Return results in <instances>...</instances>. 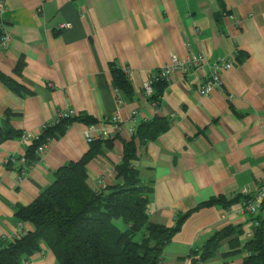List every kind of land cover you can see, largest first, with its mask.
Returning <instances> with one entry per match:
<instances>
[{"label":"crops","instance_id":"obj_1","mask_svg":"<svg viewBox=\"0 0 264 264\" xmlns=\"http://www.w3.org/2000/svg\"><path fill=\"white\" fill-rule=\"evenodd\" d=\"M11 40L0 48V239L19 232L18 205L31 203L62 165L89 149L87 131L113 135L87 164V182L96 188L116 182L115 166L132 135L114 134L112 118L125 128L163 118L168 128L156 139L137 143L135 167L151 187L147 214L154 224L173 226L178 213L223 195L233 198L245 186L264 182V0H0ZM61 24L68 27L61 28ZM173 55L209 66L236 57L221 73L222 86L199 93L204 76L195 68L174 71L163 85L158 107L142 84ZM238 57V58H237ZM130 77L131 93L113 85L111 66ZM12 87H11V86ZM161 89V90H160ZM62 111L73 120L53 138L43 159L20 172L7 159L25 155L42 127ZM96 120L92 126L80 118ZM216 204L193 212L165 247L161 264H195L193 251L215 231L241 225ZM248 217H244L247 219ZM22 229L31 231L28 222ZM240 242L245 238L238 236ZM200 264H241L243 254L227 253L228 239ZM28 264H55L45 245Z\"/></svg>","mask_w":264,"mask_h":264},{"label":"trees","instance_id":"obj_2","mask_svg":"<svg viewBox=\"0 0 264 264\" xmlns=\"http://www.w3.org/2000/svg\"><path fill=\"white\" fill-rule=\"evenodd\" d=\"M111 71L115 89L131 93L128 72L115 64ZM160 84L165 81L156 86ZM159 96L160 92L154 89L150 100ZM73 120L72 115L59 117L57 122L43 126L27 147L26 162L19 171L39 162L38 147L64 134ZM80 120L86 125L96 123L90 117ZM168 126L166 119L158 117L141 122L131 139L123 143L122 158L115 166L116 182L97 190L87 182V164L103 148L111 149L114 139L89 142L86 153L59 167L51 184L31 203L15 208L16 219L28 222L33 229L15 239H0V264H24L41 250L42 244L55 255V264H161L165 247L193 212L216 204L228 208L242 200L241 194L229 199L219 195L178 213L171 227L150 222L147 206L151 187L143 183L132 162L137 159V143L156 139ZM5 133L0 131V138L12 135L11 130ZM23 136V132L19 133V137ZM7 165L12 166L10 162ZM242 230L241 225H229L213 232L193 251V262L200 264L214 257L221 243L228 239L229 250L223 255L243 254L241 264H264V220L243 243L238 239Z\"/></svg>","mask_w":264,"mask_h":264},{"label":"built area","instance_id":"obj_3","mask_svg":"<svg viewBox=\"0 0 264 264\" xmlns=\"http://www.w3.org/2000/svg\"><path fill=\"white\" fill-rule=\"evenodd\" d=\"M4 3L3 1H0V48L1 49H7L11 36L10 34L5 30L4 22H3V14H4ZM68 24H61V28L68 27ZM236 57H228V58H220L214 61L209 66V72L206 74L203 69V63L197 59H193L188 63L182 61L177 56L173 55L171 63L168 65H164L160 69L157 70V72L153 75H151L147 80H145L142 84V92L143 94L148 97L149 99L154 94V87L158 82L161 81H168L170 78V75L174 71H181L185 72L189 68H195L198 72H200L204 78H203V84L200 87L199 93L202 95H207L211 93L215 89H219L222 86L221 81V73L224 70L232 68L236 64ZM151 104L154 107H158L160 104L159 98L156 100H151ZM71 113L68 111H62L59 112L54 119L47 123H54L57 122V119L59 117H68ZM112 121L114 123V134L119 135L123 131H127L129 134L133 135L136 131V128L130 127L125 128L123 124L120 121V118L118 115H114L112 118ZM46 123V124H47ZM45 124V125H46ZM44 125V126H45ZM92 126V125H90ZM39 135V134H38ZM36 136H31L29 134H25L22 138L24 140H32L34 138H37ZM113 135H110L104 130H99L96 134L93 133V131H87L86 138L88 142H91L93 140H108L113 139ZM48 143L42 144L38 147L37 153L40 156V161L45 156V153L47 151ZM11 163L12 165H23L25 164L26 160L25 157L22 156L20 158H14L11 157L7 159V163ZM133 166L135 167V162H132ZM24 173V171H22ZM106 187V180L105 177L101 178L98 182L97 187L95 188L100 189ZM240 194L243 196L242 200L238 201L237 203L231 205L228 208H225L223 210V215L225 217H231L236 219H243V230H242V236L245 239H249L253 236L254 230L256 227L260 226L261 221L264 220V182L259 184V186H245L241 189ZM248 217L247 219H244V217ZM19 227L21 230L14 234L13 236L8 237L9 239H15L21 235H24L27 231L22 229V222H19ZM29 260L24 261V264H28Z\"/></svg>","mask_w":264,"mask_h":264}]
</instances>
